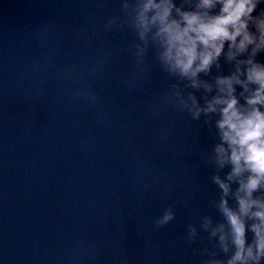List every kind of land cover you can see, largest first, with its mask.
I'll list each match as a JSON object with an SVG mask.
<instances>
[{
  "label": "water",
  "instance_id": "1",
  "mask_svg": "<svg viewBox=\"0 0 264 264\" xmlns=\"http://www.w3.org/2000/svg\"><path fill=\"white\" fill-rule=\"evenodd\" d=\"M113 16L120 0H0L3 264H204L214 250L187 234L220 219L215 137L166 102L174 80L152 50L138 70L135 31L106 29Z\"/></svg>",
  "mask_w": 264,
  "mask_h": 264
},
{
  "label": "clouds",
  "instance_id": "2",
  "mask_svg": "<svg viewBox=\"0 0 264 264\" xmlns=\"http://www.w3.org/2000/svg\"><path fill=\"white\" fill-rule=\"evenodd\" d=\"M120 3L125 18L109 17L106 29L130 25L138 70L152 50L174 80L166 102L203 120L215 137L206 159L215 169L212 206L220 219L204 215L199 228L188 225L187 238L202 230L213 243L204 264H264V0ZM76 95L96 101L84 89ZM175 215L168 207L156 226Z\"/></svg>",
  "mask_w": 264,
  "mask_h": 264
}]
</instances>
